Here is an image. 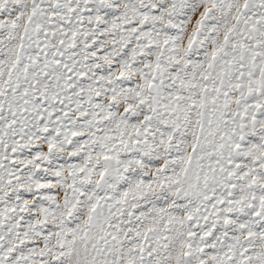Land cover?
<instances>
[{"label":"snow or ice","instance_id":"obj_1","mask_svg":"<svg viewBox=\"0 0 264 264\" xmlns=\"http://www.w3.org/2000/svg\"><path fill=\"white\" fill-rule=\"evenodd\" d=\"M0 264H264V0H0Z\"/></svg>","mask_w":264,"mask_h":264}]
</instances>
